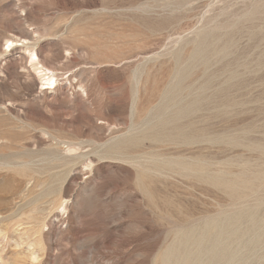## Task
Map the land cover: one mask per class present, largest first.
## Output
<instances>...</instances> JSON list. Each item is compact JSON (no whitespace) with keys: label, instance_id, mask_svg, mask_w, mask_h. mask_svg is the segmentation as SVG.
<instances>
[{"label":"rangeland","instance_id":"obj_1","mask_svg":"<svg viewBox=\"0 0 264 264\" xmlns=\"http://www.w3.org/2000/svg\"><path fill=\"white\" fill-rule=\"evenodd\" d=\"M0 264H264V0H0Z\"/></svg>","mask_w":264,"mask_h":264},{"label":"bare ground","instance_id":"obj_2","mask_svg":"<svg viewBox=\"0 0 264 264\" xmlns=\"http://www.w3.org/2000/svg\"><path fill=\"white\" fill-rule=\"evenodd\" d=\"M12 44L13 43L11 42L10 45H12ZM33 60L37 61L36 58H34ZM36 64H38V63H36ZM42 71L43 70H41V71L39 70V73L41 74V76H44L45 74H42ZM45 81L46 82L44 84L48 85V86L50 85L51 88L53 87V85L56 82V80L53 79L51 76L46 77ZM45 88H48V87H44V89ZM189 108L192 109L191 105L186 106L184 108L186 110L180 109L179 111H180V113L187 114L190 111ZM178 127H180V126H178ZM177 131H178V128H177ZM179 133H180L181 138H183L185 140V142H186V140L189 141L187 138H189L191 140L195 139L194 141H196V139L199 140L198 136L194 132H188V133L179 132ZM176 165L185 171H190L193 174V176H195L196 179L208 181L209 183L213 184L214 186H216L217 188H219L223 192L227 193L229 195V197L234 199V200H239L242 197V195H243L242 189L244 186L243 185L244 182L248 183L250 186L256 184L255 181H253L256 178L254 176H250V177H254V179H252L250 177H247L246 174H243L242 172H240L239 174H236L237 179H229L228 174H226L227 171H224V169H222L223 171L219 170L217 172H211V170H209V168H208V165L206 166V165H204V163L202 164L200 161H197L195 163L179 162V163H176ZM261 182H262V180L259 183H261Z\"/></svg>","mask_w":264,"mask_h":264}]
</instances>
